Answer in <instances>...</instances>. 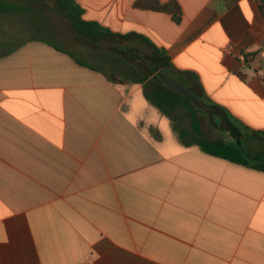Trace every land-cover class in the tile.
I'll list each match as a JSON object with an SVG mask.
<instances>
[{
    "label": "crops",
    "instance_id": "obj_1",
    "mask_svg": "<svg viewBox=\"0 0 264 264\" xmlns=\"http://www.w3.org/2000/svg\"><path fill=\"white\" fill-rule=\"evenodd\" d=\"M75 1L133 35L127 48L152 54L141 36L164 51L165 79L264 133L262 0H160L178 2L179 23L137 0ZM14 41L0 44V264H264V171L186 147L143 83Z\"/></svg>",
    "mask_w": 264,
    "mask_h": 264
},
{
    "label": "trees",
    "instance_id": "obj_2",
    "mask_svg": "<svg viewBox=\"0 0 264 264\" xmlns=\"http://www.w3.org/2000/svg\"><path fill=\"white\" fill-rule=\"evenodd\" d=\"M20 2L47 6L54 10L68 23L74 39L81 43L89 57L95 60L97 57L102 62H110L107 55L103 54L111 53L114 70L119 63L124 64L129 61L130 67L124 72V76L131 78L134 82L144 84L145 97L174 123V129L178 131L179 139L186 147L198 146L210 155L264 171V133L251 131L248 127L237 126L225 114L222 116L217 114L218 122L215 121L214 124L219 130L228 131L234 140L231 141L224 137L207 138L203 128L205 118L200 114L202 111L197 109L190 99L172 90L164 83L167 74L159 70L161 67H169V59L166 53L159 50L153 43L138 36L140 41L150 47L153 51L152 54L141 51L139 48H127L123 42L133 35L116 34L97 22L85 20L83 18L84 10L75 0H15V3L2 0L0 10L7 9L13 13L29 10V7L20 5ZM134 6L139 9L170 14L177 23L182 18L181 6L176 1L164 3L160 0H137ZM262 11L264 13V0H262ZM51 43L57 49L66 51L80 65L103 71L111 81L125 82L116 73H108L102 68H97L96 65L84 60L76 53L59 44ZM188 91L201 99L197 94ZM186 119L189 121V125L182 127L181 123L187 121ZM254 148L261 149V153L253 154L251 151Z\"/></svg>",
    "mask_w": 264,
    "mask_h": 264
},
{
    "label": "rangeland",
    "instance_id": "obj_3",
    "mask_svg": "<svg viewBox=\"0 0 264 264\" xmlns=\"http://www.w3.org/2000/svg\"><path fill=\"white\" fill-rule=\"evenodd\" d=\"M11 1H14L15 3V0ZM19 4L29 7V10L24 12L19 11L14 13H0V44L3 41L8 42V44H14V40H17L21 35L44 38L76 53L84 60L103 68L108 73L114 72L121 79L123 78L125 81L129 80L124 76V72L129 69L130 64L121 63V65H117L116 69L114 70V63L104 61L102 62L98 58L95 60L89 57L88 52L85 51L81 43L74 39L68 23L62 17L56 14L54 10L47 6H39L37 4H30L26 2H20ZM4 47L5 46H0V50H2ZM103 55H107L108 60L113 61L111 53ZM200 114L205 118V121H203V128L206 137L210 139L219 138L220 130L214 124V118H212L207 112H200ZM170 122L172 124L174 133L179 137L178 131L174 129V123L171 120ZM188 125V120L181 123L182 127H187ZM226 138L231 141L234 140V137H232L230 134L229 137L227 136ZM261 151V149L254 148L251 152L253 154H259Z\"/></svg>",
    "mask_w": 264,
    "mask_h": 264
},
{
    "label": "water",
    "instance_id": "obj_4",
    "mask_svg": "<svg viewBox=\"0 0 264 264\" xmlns=\"http://www.w3.org/2000/svg\"><path fill=\"white\" fill-rule=\"evenodd\" d=\"M164 83L171 88L172 90L182 94L183 96H185L186 98L190 99L193 103V105L201 110V111H209V110H213L215 112H217L218 114H220L221 116L223 115V112L215 105H209L208 103L204 102L203 100H201L200 98H198L196 95L192 94L191 92H189L185 87H183L179 82L174 81L170 78H166L164 80Z\"/></svg>",
    "mask_w": 264,
    "mask_h": 264
},
{
    "label": "built area",
    "instance_id": "obj_5",
    "mask_svg": "<svg viewBox=\"0 0 264 264\" xmlns=\"http://www.w3.org/2000/svg\"><path fill=\"white\" fill-rule=\"evenodd\" d=\"M257 73L261 80L264 82V69H260Z\"/></svg>",
    "mask_w": 264,
    "mask_h": 264
}]
</instances>
